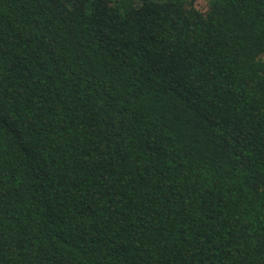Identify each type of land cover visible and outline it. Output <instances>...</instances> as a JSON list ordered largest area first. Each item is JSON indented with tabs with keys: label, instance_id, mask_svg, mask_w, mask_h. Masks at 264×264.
<instances>
[{
	"label": "trees",
	"instance_id": "1",
	"mask_svg": "<svg viewBox=\"0 0 264 264\" xmlns=\"http://www.w3.org/2000/svg\"><path fill=\"white\" fill-rule=\"evenodd\" d=\"M0 0V264H264V0Z\"/></svg>",
	"mask_w": 264,
	"mask_h": 264
},
{
	"label": "rangeland",
	"instance_id": "2",
	"mask_svg": "<svg viewBox=\"0 0 264 264\" xmlns=\"http://www.w3.org/2000/svg\"><path fill=\"white\" fill-rule=\"evenodd\" d=\"M205 1V0H197V2H196V4H197V7L200 9V10H204L203 9V2Z\"/></svg>",
	"mask_w": 264,
	"mask_h": 264
}]
</instances>
